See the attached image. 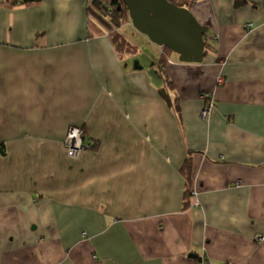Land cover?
Here are the masks:
<instances>
[{
  "label": "crops",
  "instance_id": "1",
  "mask_svg": "<svg viewBox=\"0 0 264 264\" xmlns=\"http://www.w3.org/2000/svg\"><path fill=\"white\" fill-rule=\"evenodd\" d=\"M89 6L0 0V264H264V0H191L201 62Z\"/></svg>",
  "mask_w": 264,
  "mask_h": 264
},
{
  "label": "water",
  "instance_id": "2",
  "mask_svg": "<svg viewBox=\"0 0 264 264\" xmlns=\"http://www.w3.org/2000/svg\"><path fill=\"white\" fill-rule=\"evenodd\" d=\"M132 26L154 44L178 54L183 62H201L208 27L191 10L170 0H121Z\"/></svg>",
  "mask_w": 264,
  "mask_h": 264
},
{
  "label": "trees",
  "instance_id": "3",
  "mask_svg": "<svg viewBox=\"0 0 264 264\" xmlns=\"http://www.w3.org/2000/svg\"><path fill=\"white\" fill-rule=\"evenodd\" d=\"M17 1L23 4H28V3L35 2L37 0H11V3L15 4L17 3ZM170 1L173 2L172 0ZM180 5H182V3H180L179 6ZM186 8L189 9V6H187ZM88 10L105 25V27L108 29L109 35L111 36L117 48L120 49L125 46L124 47L125 49L123 48L124 50L126 51L133 50L134 46L121 42V38H122L121 36L123 35L117 30V28L121 24L125 22H130L127 8L124 6L121 0H107L105 2H102V0H91V6H89ZM106 16H109V17H106ZM163 48L165 49L164 50L165 52L169 50L166 47H163ZM62 144H63V141H62ZM84 144L87 145L86 147H89L91 145V143H85V142ZM64 150H65V147H64ZM70 159H73V158H70Z\"/></svg>",
  "mask_w": 264,
  "mask_h": 264
},
{
  "label": "built area",
  "instance_id": "4",
  "mask_svg": "<svg viewBox=\"0 0 264 264\" xmlns=\"http://www.w3.org/2000/svg\"><path fill=\"white\" fill-rule=\"evenodd\" d=\"M219 81H222L219 78ZM212 101H209L201 111V116L206 117L209 114ZM63 145L65 147L67 156L76 159L81 154L82 150L87 146L83 142V130L78 126H70L67 129L66 135L63 138Z\"/></svg>",
  "mask_w": 264,
  "mask_h": 264
},
{
  "label": "rangeland",
  "instance_id": "5",
  "mask_svg": "<svg viewBox=\"0 0 264 264\" xmlns=\"http://www.w3.org/2000/svg\"><path fill=\"white\" fill-rule=\"evenodd\" d=\"M174 3H176L177 5H179L180 3H182V5L180 6H184V7H187V6H190V2L191 0H172ZM106 17H109V16H106ZM130 23V22H129ZM131 26V25H130ZM130 29H128L127 27L124 28V32L130 36L131 33H136L137 31L133 28V27H129ZM130 30V31H129ZM138 33V32H137ZM136 33V34H137ZM141 34V33H140ZM141 35L137 34L136 37L139 38ZM206 37V36H205Z\"/></svg>",
  "mask_w": 264,
  "mask_h": 264
}]
</instances>
